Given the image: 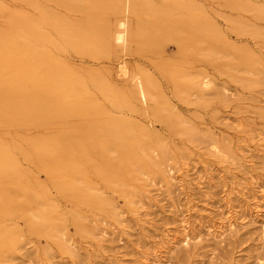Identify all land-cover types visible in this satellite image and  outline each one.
<instances>
[{
    "label": "rangeland",
    "instance_id": "obj_1",
    "mask_svg": "<svg viewBox=\"0 0 264 264\" xmlns=\"http://www.w3.org/2000/svg\"><path fill=\"white\" fill-rule=\"evenodd\" d=\"M0 139V264H264V0H0Z\"/></svg>",
    "mask_w": 264,
    "mask_h": 264
},
{
    "label": "bare ground",
    "instance_id": "obj_2",
    "mask_svg": "<svg viewBox=\"0 0 264 264\" xmlns=\"http://www.w3.org/2000/svg\"><path fill=\"white\" fill-rule=\"evenodd\" d=\"M121 22H123V21H121ZM117 26V25H116ZM117 28V27H116ZM124 29H125V27H124V25H123V23H119L118 24V28H117V30H116V32H115V36H114V39L117 41V42H123V40H124ZM126 30V29H125ZM126 32V31H125ZM3 34V33H2ZM121 64V63H120ZM24 71V70H23ZM54 71V70H53ZM117 75L118 76H125L127 73H126V70H125V68L123 67V66H119L118 67V69H117ZM66 80H68L67 78H66ZM19 80H15V81H13V84L12 85H15V86H18L19 85ZM206 83V82H205ZM207 85H208V82H207ZM3 87H4V85H3ZM2 87V88H3ZM204 87V86H203ZM206 87V86H205ZM3 90H4V92H6L7 94L9 93H11V91H12V89H11V85H8V87L7 88H3ZM140 90V89H139ZM141 91H143V90H141ZM1 92H2V90H1ZM4 92H2V93H4ZM139 93H140V95L143 97V94L144 93H142V92H140L139 91ZM19 94H22V91L19 93ZM6 95V94H5ZM145 97V96H144ZM143 97V98H144ZM23 98H24V96H23ZM144 100V99H143ZM148 100V99H147ZM22 101V100H21ZM19 103H21V102H19ZM13 104V103H12ZM11 104V105H12ZM17 105H15V107H16ZM17 108V107H16ZM35 108V107H34ZM14 110H15V108H14ZM20 110H21V108H20ZM18 111V110H17ZM21 121V120H20ZM10 122H12V121H10ZM6 132V131H5ZM3 135V134H2ZM6 140H7V138H6ZM6 143H8V142H5L4 140H2V139H0V153L1 154H8L7 152H8V149H10L9 147V145H6ZM258 150H260V149H258ZM110 151V150H109ZM251 151V150H250ZM262 151H263V149H262ZM261 151V152H262ZM258 152H260V151H258ZM260 152V153H261ZM165 153V152H164ZM250 153V152H249ZM264 153V152H263ZM263 153H261V154H263ZM142 154V153H141ZM31 159V158H30ZM156 164V163H155ZM154 164V165H155ZM154 168V167H153ZM116 170V169H115ZM119 184V183H118ZM264 197V196H263ZM261 199H263V198H261ZM42 212V211H41ZM16 221H17V219H16ZM229 226H231V223L230 224H228ZM231 230V229H230ZM182 231V230H181ZM221 233V232H220ZM219 233V234H220ZM185 236L187 237V235L185 234ZM53 237V236H52ZM186 237H183L180 241H178L179 243H182V244H186L187 242V239H186ZM226 237V236H225ZM58 238V237H57ZM169 242V241H168ZM177 244V243H176ZM64 246V245H63ZM181 252V251H180Z\"/></svg>",
    "mask_w": 264,
    "mask_h": 264
}]
</instances>
